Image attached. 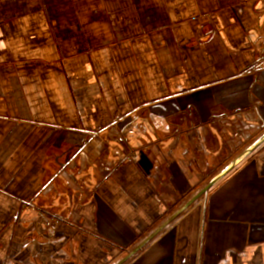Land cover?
I'll return each mask as SVG.
<instances>
[{
	"label": "crops",
	"instance_id": "obj_1",
	"mask_svg": "<svg viewBox=\"0 0 264 264\" xmlns=\"http://www.w3.org/2000/svg\"><path fill=\"white\" fill-rule=\"evenodd\" d=\"M262 134L264 0H0V264H117ZM123 264H264V143Z\"/></svg>",
	"mask_w": 264,
	"mask_h": 264
},
{
	"label": "water",
	"instance_id": "obj_2",
	"mask_svg": "<svg viewBox=\"0 0 264 264\" xmlns=\"http://www.w3.org/2000/svg\"><path fill=\"white\" fill-rule=\"evenodd\" d=\"M263 143H264V134H262L260 137H258L256 142H254L249 147H247L246 149H244V151L242 153H240L239 156H237V158H235L232 161V163H230L229 165H227L226 167H224L219 172V174H217L213 179H211L208 182V184H206V186L204 188H202L200 191H198L196 194H194L193 195V198H191L189 201H187L185 204H183L181 206V208H179L178 210H176V213H174L171 217H169V219L167 221H165L162 224V226H160L159 228H157L154 233H152L151 235L147 236L142 241L141 244H139L136 248H134L132 251H130L129 254L127 255V257H125L123 260L119 261L117 264H123L128 259H130V257H132L134 254H136L139 250H141L144 245H146L148 242H150L152 239H154V237H155L156 234H158L161 230H163V228H165L166 226H168V224L170 222H172L177 217H179L185 211V209H187L188 207H190L194 203V201H196L202 195H204L206 193V191H208L210 188H212L213 186H215L216 184H218L219 183V180H221L228 173H230L232 171V169H234V167L236 165H238L240 162H242L248 155H250V153H252L256 149H258V147L261 146Z\"/></svg>",
	"mask_w": 264,
	"mask_h": 264
},
{
	"label": "rangeland",
	"instance_id": "obj_3",
	"mask_svg": "<svg viewBox=\"0 0 264 264\" xmlns=\"http://www.w3.org/2000/svg\"><path fill=\"white\" fill-rule=\"evenodd\" d=\"M220 171H221V170H220ZM220 171H219V172H220ZM219 172H218V173H219ZM218 173H217V174H218ZM214 177H215V176H214ZM209 181H210V180H209ZM209 181L203 182V184H202L201 187L203 188L204 185H206V183H208ZM201 187H200V188H201ZM195 193H196V192H193V194H195ZM193 194H192V196H193ZM128 254H129V253H128ZM123 256H124V255H122V257H123Z\"/></svg>",
	"mask_w": 264,
	"mask_h": 264
}]
</instances>
